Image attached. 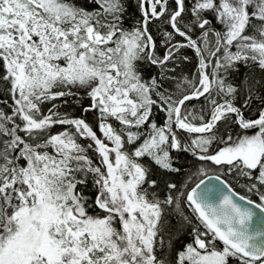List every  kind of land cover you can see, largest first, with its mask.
Instances as JSON below:
<instances>
[{
  "label": "snow or ice",
  "instance_id": "obj_1",
  "mask_svg": "<svg viewBox=\"0 0 264 264\" xmlns=\"http://www.w3.org/2000/svg\"><path fill=\"white\" fill-rule=\"evenodd\" d=\"M0 264H264V0H0Z\"/></svg>",
  "mask_w": 264,
  "mask_h": 264
}]
</instances>
